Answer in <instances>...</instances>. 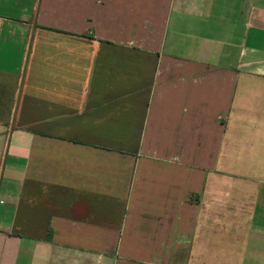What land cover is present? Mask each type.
Listing matches in <instances>:
<instances>
[{"label": "crops", "instance_id": "obj_1", "mask_svg": "<svg viewBox=\"0 0 264 264\" xmlns=\"http://www.w3.org/2000/svg\"><path fill=\"white\" fill-rule=\"evenodd\" d=\"M0 264H264V0H0Z\"/></svg>", "mask_w": 264, "mask_h": 264}]
</instances>
